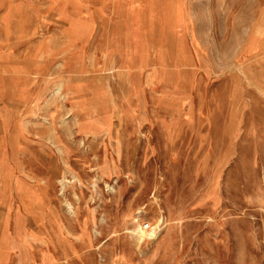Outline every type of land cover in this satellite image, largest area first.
<instances>
[{
  "label": "rangeland",
  "instance_id": "obj_1",
  "mask_svg": "<svg viewBox=\"0 0 264 264\" xmlns=\"http://www.w3.org/2000/svg\"><path fill=\"white\" fill-rule=\"evenodd\" d=\"M0 264H264V0H0Z\"/></svg>",
  "mask_w": 264,
  "mask_h": 264
},
{
  "label": "crops",
  "instance_id": "obj_2",
  "mask_svg": "<svg viewBox=\"0 0 264 264\" xmlns=\"http://www.w3.org/2000/svg\"><path fill=\"white\" fill-rule=\"evenodd\" d=\"M72 106H73V108H75V107H76V105H72ZM20 184H21L20 186H21L22 188L26 187V185H25L26 183H25V182H24V183H23V182H21ZM23 244H24V243H23ZM24 247H25V246H24Z\"/></svg>",
  "mask_w": 264,
  "mask_h": 264
},
{
  "label": "built area",
  "instance_id": "obj_3",
  "mask_svg": "<svg viewBox=\"0 0 264 264\" xmlns=\"http://www.w3.org/2000/svg\"><path fill=\"white\" fill-rule=\"evenodd\" d=\"M143 225H144V229H145V230L148 229V228L150 227L149 223H144Z\"/></svg>",
  "mask_w": 264,
  "mask_h": 264
}]
</instances>
